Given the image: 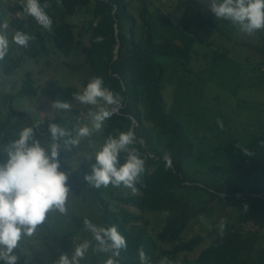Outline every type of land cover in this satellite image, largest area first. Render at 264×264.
<instances>
[{
    "label": "trees",
    "instance_id": "trees-1",
    "mask_svg": "<svg viewBox=\"0 0 264 264\" xmlns=\"http://www.w3.org/2000/svg\"><path fill=\"white\" fill-rule=\"evenodd\" d=\"M44 2L45 0H41L42 4ZM47 2L51 7L46 11L54 22L52 43H38L43 37L36 33L35 39L29 42L27 48H21L20 53L5 58L2 73L12 76L18 70L28 67L29 63H40L48 56L47 49L50 44L65 57L81 52L83 62L73 69L86 72L84 87L92 77L100 76L104 79L105 87L122 97L123 106L106 121L104 134L105 137L116 136L119 131L133 130L137 140L141 142L135 146L145 160L146 171L141 182L136 185L137 195L122 197L120 201L124 207H132L144 214L168 213L156 239L151 237L144 227L129 228L135 226L133 223L142 220L141 215L126 209L115 211L110 201L105 199L102 189H94L86 181L84 185H79L75 181V174L71 175L70 181V188L81 193L101 211L103 226H116L125 237L128 247L127 251L121 252L119 264H140L138 250L141 246L149 258L148 264H159V260L164 256L173 261V264H192L188 262L187 257L184 260L181 257L194 253L205 243L201 236L188 241L183 238L195 211L190 198H196L198 195L210 196L211 202L223 199L236 202L239 205V214L234 221L225 216L212 224V241L206 244L195 264H264V246L258 247L264 234V175L250 179L256 181L257 187L253 189H241L232 183L201 186L185 168V162L193 156L194 143L184 124L166 110L164 79L167 61H171L169 64H177L180 68L189 64L191 58L186 47L180 42L154 38L153 17L145 0H139L143 5L140 39L136 36L134 25L126 30L131 17L126 0H61L59 5L56 0ZM83 9L92 17L86 19L81 32L75 34L74 26L67 18H74L78 11ZM8 15L12 34L17 31L27 33L31 25L39 26L33 18L22 13L20 0L8 7ZM57 18L60 19L59 22ZM188 20L190 21L183 26V30L191 35L203 29L204 23L213 24L202 20L198 11L191 13ZM97 37H103V42L97 43ZM118 45L120 49L116 53ZM246 46L260 54V70L264 68V45ZM15 90L12 95H5L11 116H18L31 126L32 120L25 112L14 109L19 99L41 96L52 104L58 101L73 103V93L79 92L75 87L64 86L55 76L48 78L44 83L38 82L29 70L25 72L21 85ZM11 119L12 117L6 122H0V145L6 143L7 132L17 127L11 125ZM53 123L69 130L76 125L59 117H45L37 132L50 134L48 128ZM166 153L171 157L170 167L165 166L163 157ZM63 154L62 148L59 157L61 166H64ZM212 170L215 174H220L223 169L214 166ZM83 219H72L77 229H83ZM222 220H226L227 225L221 235L217 225ZM20 257V264H25V261L32 264L22 253Z\"/></svg>",
    "mask_w": 264,
    "mask_h": 264
},
{
    "label": "rangeland",
    "instance_id": "rangeland-1",
    "mask_svg": "<svg viewBox=\"0 0 264 264\" xmlns=\"http://www.w3.org/2000/svg\"><path fill=\"white\" fill-rule=\"evenodd\" d=\"M129 3L128 30L134 25L136 36L141 37L143 24L141 13L143 5L139 0H126ZM146 6L153 17V36L161 41H175L183 44L190 53V62L184 68L165 61L166 74L164 79V97L168 113L180 120L194 143L193 156L185 162L189 175L201 186H222L228 183L236 184L241 189L257 187L255 178L264 175V71L260 70L258 58L260 54L246 46L264 45V31H257L249 36L239 32L238 28L226 20H217L210 10V0H145ZM17 0H0V20L10 23L8 7ZM63 12L64 9L61 7ZM199 12L202 20H208L212 25L204 23L205 27L191 35L183 30L188 17L193 12ZM92 15L86 10L78 11L74 18L67 20L74 26L75 34L81 32L83 22ZM59 18L57 21L59 22ZM54 26V25H53ZM52 31H46L41 26H30L26 34L35 36L39 33L43 39L38 43H52ZM10 50L6 57L20 53L21 47L11 43L14 34L8 30ZM48 56L38 64L29 63L12 76L2 73L5 62L0 61V122H6L11 117V125L17 127L7 132L6 144L14 140V133L25 126H31L18 116H11L8 99L12 95L27 70L31 71L35 80L44 83L55 76L64 86H72L82 92L86 72L73 69L83 62L81 52H75L69 57L59 54L50 44ZM5 57V58H6ZM40 72H43L40 73ZM55 103V102H54ZM53 103V104H54ZM53 104L41 96L31 99H19L14 109L25 112L35 124L44 122L45 117L62 118L77 124L86 122L90 106H84L77 101L71 103L70 111L56 110ZM25 116V117H26ZM223 121L221 129L216 121ZM106 127V124H105ZM104 127V129H105ZM159 137V135L157 134ZM37 138H50V134L37 132ZM106 139L104 130L92 137L95 148H99ZM90 151L88 141L82 140L79 145L64 149L61 170L68 174L70 186L71 175L79 185L85 184V175L91 174L94 159H88ZM247 153L249 154H246ZM6 155H0V162L6 161ZM246 164V165H245ZM241 165V167H239ZM214 166L221 167L220 174L212 170ZM243 166V168H242ZM255 167V168H254ZM251 179V180H250ZM76 185V186H79ZM72 187V185H71ZM106 200L112 208L120 212L122 209L141 215L135 226L144 227L149 235L156 239L164 225L165 215L159 213L144 214L132 207L121 204L120 198L137 195L131 189L123 187L114 189L101 188ZM74 198L70 199L67 217H57L51 226L41 228L37 237L30 239L24 246L29 249L27 256L32 264H55L61 254L71 257L74 248L85 239H91V234L83 229H77L73 224L74 217L89 218L97 225H104L101 211L97 206L71 188ZM194 215L190 226L184 233L186 241L197 236L204 238L205 243L194 253L182 256L188 262L195 264L206 244L212 241L211 226L217 220L227 216L230 221L239 214V205L228 199L211 202L210 196L198 195L190 198ZM264 246V234L258 247ZM107 256L99 257L89 253V257L81 264H101ZM187 262V263H188Z\"/></svg>",
    "mask_w": 264,
    "mask_h": 264
},
{
    "label": "clouds",
    "instance_id": "clouds-1",
    "mask_svg": "<svg viewBox=\"0 0 264 264\" xmlns=\"http://www.w3.org/2000/svg\"><path fill=\"white\" fill-rule=\"evenodd\" d=\"M61 4V0H56ZM22 13L33 18L43 30L52 31L53 19L46 11L51 4L45 0H20ZM210 10L217 20H226L236 26L240 33L253 35L264 31V0H210ZM9 23L0 20V61H4L10 50L8 35ZM35 38L17 31L11 43L27 48ZM97 43L103 37L96 38ZM73 99L79 104L90 106L86 122L77 121L72 130L57 124H50V138H37L40 123L25 126L14 133L15 139L6 145H0V155H6V161L0 162V262L2 264H20V254L28 256L29 249L24 245L37 237L41 228L51 226L54 218L67 217L70 199L74 198L69 176L61 170V149L69 150L88 141L90 151L88 159H94L91 174L85 175V181L94 189L121 187L137 191L136 185L146 171L145 160L135 146L141 143L133 130L119 131L118 135H108L99 148H95L92 137L103 132L106 121L110 120L123 106L119 93L105 87L104 79L94 76L82 92L73 93ZM56 110L70 111L71 103L55 102ZM217 125L223 129L219 118ZM264 143V141H262ZM246 154L247 153L246 151ZM165 166H171V157H163ZM247 207V206H245ZM168 213L165 212L164 215ZM227 225L222 220L218 229L223 234ZM83 230L91 234L75 246L71 257L61 254L55 264H81L89 253L99 257L107 256L101 264H119L122 251H127V241L116 226L97 225L89 218L83 219ZM140 264H148V256L141 246L138 250ZM27 264V261H25ZM159 264H173L167 256Z\"/></svg>",
    "mask_w": 264,
    "mask_h": 264
},
{
    "label": "water",
    "instance_id": "water-1",
    "mask_svg": "<svg viewBox=\"0 0 264 264\" xmlns=\"http://www.w3.org/2000/svg\"><path fill=\"white\" fill-rule=\"evenodd\" d=\"M119 49H120V46L118 45V46H117V51H116V53H118V50H119Z\"/></svg>",
    "mask_w": 264,
    "mask_h": 264
}]
</instances>
